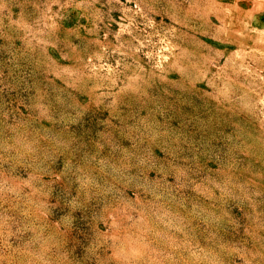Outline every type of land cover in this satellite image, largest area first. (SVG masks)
Returning <instances> with one entry per match:
<instances>
[{
  "label": "rangeland",
  "instance_id": "rangeland-1",
  "mask_svg": "<svg viewBox=\"0 0 264 264\" xmlns=\"http://www.w3.org/2000/svg\"><path fill=\"white\" fill-rule=\"evenodd\" d=\"M0 264H264V0H0Z\"/></svg>",
  "mask_w": 264,
  "mask_h": 264
}]
</instances>
